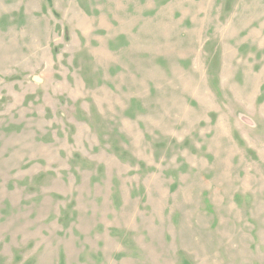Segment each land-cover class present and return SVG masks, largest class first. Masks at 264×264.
Wrapping results in <instances>:
<instances>
[{"label":"rangeland","instance_id":"obj_1","mask_svg":"<svg viewBox=\"0 0 264 264\" xmlns=\"http://www.w3.org/2000/svg\"><path fill=\"white\" fill-rule=\"evenodd\" d=\"M0 264H264V0H0Z\"/></svg>","mask_w":264,"mask_h":264}]
</instances>
